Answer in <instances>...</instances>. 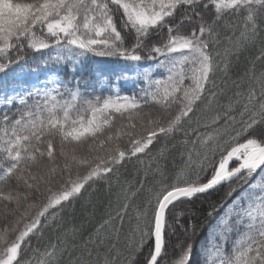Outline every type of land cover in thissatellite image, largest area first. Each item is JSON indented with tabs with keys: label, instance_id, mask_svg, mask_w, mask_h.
I'll return each mask as SVG.
<instances>
[{
	"label": "snow or ice",
	"instance_id": "1",
	"mask_svg": "<svg viewBox=\"0 0 264 264\" xmlns=\"http://www.w3.org/2000/svg\"><path fill=\"white\" fill-rule=\"evenodd\" d=\"M258 42L221 103L232 58ZM29 50L41 54L31 63ZM95 58L123 62L118 79L143 81L139 90L122 95L109 85L100 95L88 81L60 77L65 66ZM0 74H12L0 82V264H60L66 252L70 264H264V0H0ZM202 104L213 113L206 121ZM180 131L187 157L174 179L139 203L143 182L122 189L123 202L79 256L59 243L32 249V238L86 186ZM225 184L199 248L185 240L169 256L181 206ZM125 228L126 252L117 247Z\"/></svg>",
	"mask_w": 264,
	"mask_h": 264
},
{
	"label": "trees",
	"instance_id": "2",
	"mask_svg": "<svg viewBox=\"0 0 264 264\" xmlns=\"http://www.w3.org/2000/svg\"><path fill=\"white\" fill-rule=\"evenodd\" d=\"M234 25H241L242 22L239 19L233 21ZM221 32V46L220 51L228 46V42L225 38L223 29ZM231 33H229L230 35ZM238 35V32H237ZM131 41V38H129ZM259 42L255 48H242L236 56L232 58V66L228 73V79L225 87L226 95L221 100V103L227 104L228 98L232 95L235 89L232 87V81L238 80L242 76L247 68L250 67V62L255 55L258 54ZM30 63L32 57H39L41 54L33 53L29 50L27 53ZM96 62L89 60L83 65L73 68L71 65L65 66L60 70V77L64 80L71 79L76 76L80 79L83 85L84 81H88L96 86V90L100 95H107L109 91V85H111L112 91H119L120 94H131L133 90H139L143 81L134 83V80L130 77L126 80L118 79V74L124 69L123 62H117L107 58H95ZM146 66L153 64L152 61H144ZM257 71L261 69V65L257 63ZM147 68V67H146ZM145 68V69H146ZM154 75L159 76L165 72L161 69L159 72L154 68H149ZM24 70H28L25 68ZM19 71V69H18ZM11 75L5 78L0 74V82L11 79ZM225 73L218 72L216 74L217 83L220 84L224 80ZM103 89V91H101ZM91 91V89H89ZM4 106L0 107V111ZM215 105H213V111ZM212 111H209L205 105H201L198 110V115L202 120L206 121L212 115ZM196 125L193 122L191 127L188 124L184 125V128L191 131V128H195ZM203 131V129H201ZM177 139H169L167 141H161L157 144L151 153L148 155H141L140 159L133 158L122 167L119 171L110 175L107 180H98L92 183L91 186H86L82 190V193L73 201L68 203L57 217L55 224H47L38 232L31 241L32 249H39L40 252L45 251L51 244L59 243L61 246L67 245L69 250L74 251L75 256H79L85 244L88 242L89 237L93 239L96 236V230L99 226L108 218L109 214H115L118 203L123 202L122 189L131 188L136 190L143 182L144 190L140 193L137 199V203L141 202L147 195L148 190L153 187H157L158 183L165 178L169 181L174 179L175 173L184 166L186 162L187 154L183 153V144L179 141L184 139V132L180 131L176 134ZM238 142H243L241 138ZM227 147V145H224ZM163 151V155H161ZM220 152L216 153V160H219ZM195 178V177H193ZM235 183V182H234ZM229 191V185H226L219 189L218 192H213L210 196L202 197L196 200L194 203L181 206L183 209V216L181 220V226H177L175 235L167 237L168 254L171 256L173 250L177 248L179 242L187 240L188 242L195 243L199 248L200 243L204 240L205 234L209 230V225L214 222L213 217H208L207 213L212 210L213 206L221 203L226 199L227 192ZM239 193H237L238 195ZM131 215H135L134 212ZM189 222L195 225V235H192V229L189 226ZM118 226V225H117ZM187 228V233L184 229ZM107 233H112V240L115 241V233L112 232L111 227L105 229ZM125 232L120 233V239L117 247L126 252V245L128 239ZM76 247L73 250L72 245ZM92 247L93 245H88ZM106 251V249H104ZM147 252V248H145ZM32 255L31 252L28 253ZM60 264H70L69 254L66 252L64 258Z\"/></svg>",
	"mask_w": 264,
	"mask_h": 264
},
{
	"label": "rangeland",
	"instance_id": "3",
	"mask_svg": "<svg viewBox=\"0 0 264 264\" xmlns=\"http://www.w3.org/2000/svg\"><path fill=\"white\" fill-rule=\"evenodd\" d=\"M145 70L149 71L150 69H149V68H146ZM25 71H27V70H25ZM0 106H1V105H0Z\"/></svg>",
	"mask_w": 264,
	"mask_h": 264
},
{
	"label": "water",
	"instance_id": "4",
	"mask_svg": "<svg viewBox=\"0 0 264 264\" xmlns=\"http://www.w3.org/2000/svg\"><path fill=\"white\" fill-rule=\"evenodd\" d=\"M226 185H227V184H225L224 186H226ZM224 186H223V187H224ZM221 188H222V187H221Z\"/></svg>",
	"mask_w": 264,
	"mask_h": 264
}]
</instances>
